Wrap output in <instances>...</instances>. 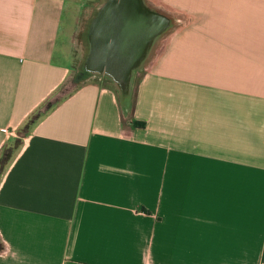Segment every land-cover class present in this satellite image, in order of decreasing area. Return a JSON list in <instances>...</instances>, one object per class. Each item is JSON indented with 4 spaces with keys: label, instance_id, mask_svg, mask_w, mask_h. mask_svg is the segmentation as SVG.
I'll list each match as a JSON object with an SVG mask.
<instances>
[{
    "label": "crops",
    "instance_id": "crops-1",
    "mask_svg": "<svg viewBox=\"0 0 264 264\" xmlns=\"http://www.w3.org/2000/svg\"><path fill=\"white\" fill-rule=\"evenodd\" d=\"M104 1L0 0V264H263L264 0H159L186 22L132 100L44 105Z\"/></svg>",
    "mask_w": 264,
    "mask_h": 264
},
{
    "label": "water",
    "instance_id": "water-1",
    "mask_svg": "<svg viewBox=\"0 0 264 264\" xmlns=\"http://www.w3.org/2000/svg\"><path fill=\"white\" fill-rule=\"evenodd\" d=\"M142 1L105 0L88 27L84 68L107 74L122 93L129 92L150 41L165 28L164 18Z\"/></svg>",
    "mask_w": 264,
    "mask_h": 264
},
{
    "label": "rangeland",
    "instance_id": "rangeland-1",
    "mask_svg": "<svg viewBox=\"0 0 264 264\" xmlns=\"http://www.w3.org/2000/svg\"><path fill=\"white\" fill-rule=\"evenodd\" d=\"M144 1L146 2L147 5H149L153 9L163 12L164 14L168 15L171 12V10L162 6L159 0H144ZM169 16L171 17L172 20V24L169 30L163 31V33L159 34V36H157L156 39H154V44L150 50L149 56L133 72V77L131 79L130 87H129L130 90L128 92V94L131 95L130 96L131 100H132V92L134 89V85L138 80L139 76H141V72L145 69L144 67L151 65L157 53L162 52L165 46L168 45L172 32H174L176 29H178L179 26L184 24L185 20L183 18H182L183 20L182 19L179 20L172 15ZM81 37H83V35ZM64 44H65L64 46L65 48L63 47L62 49V56L66 55L67 62L70 63L69 65L72 70L70 71L69 74L70 76H68V78H66V80L60 85L58 91L54 95H52L48 100H46L44 102V105H48L50 102L55 101L58 98L59 93H62V91H64L63 89L65 85L70 84V81L76 82L78 84L81 83L82 80L84 81L85 79L95 78V80L97 79V80H102L104 82L106 81L109 83L112 82L114 83V81L107 74L90 72L84 68L83 63L89 47V42L87 41V38L86 40L85 38L81 40L80 34L74 33L73 36L70 38V40H66ZM125 94L127 95V93Z\"/></svg>",
    "mask_w": 264,
    "mask_h": 264
},
{
    "label": "trees",
    "instance_id": "trees-1",
    "mask_svg": "<svg viewBox=\"0 0 264 264\" xmlns=\"http://www.w3.org/2000/svg\"><path fill=\"white\" fill-rule=\"evenodd\" d=\"M159 53V52H158ZM157 53V54H158ZM157 56V55H156ZM145 69L141 72V75L144 73ZM141 76H139L140 78ZM139 78L138 80L136 81L135 85H134V89H133V92H132V98H134L135 96V93H136V88H137V84H138V81H139ZM77 86V83L76 82H72L70 81V84L69 85H65L64 87V91H62V93H59L58 95V98L55 100L57 101L58 99L66 96L67 94H69L75 87ZM54 101V102H55ZM131 121L132 122V125H137V126H144V122L143 121H137V120H132L131 118H122V126L124 127V130L126 131V123ZM127 133V132H126Z\"/></svg>",
    "mask_w": 264,
    "mask_h": 264
},
{
    "label": "bare ground",
    "instance_id": "bare-ground-1",
    "mask_svg": "<svg viewBox=\"0 0 264 264\" xmlns=\"http://www.w3.org/2000/svg\"><path fill=\"white\" fill-rule=\"evenodd\" d=\"M142 3L145 4L144 6L147 5V4H146L145 2H143V1H142ZM148 6H149V5H148ZM157 14L164 18L165 28H164L163 30H164V31H165V30H166V31L169 30V28H170V26H171V24H172L171 17H170L169 15H167V14H164L163 12H160V11H158ZM166 25H167V26H166ZM161 33H163V31H162ZM161 33H160V34H161ZM157 36H159V35H156V36L150 41V43H149V45H148V48H147V51H146V54H145L146 57L149 56V54H150V50H151V48H152V46H153V44H154V39H156Z\"/></svg>",
    "mask_w": 264,
    "mask_h": 264
}]
</instances>
